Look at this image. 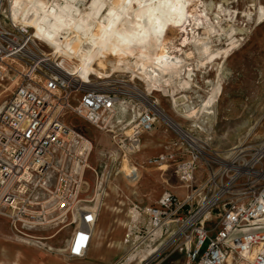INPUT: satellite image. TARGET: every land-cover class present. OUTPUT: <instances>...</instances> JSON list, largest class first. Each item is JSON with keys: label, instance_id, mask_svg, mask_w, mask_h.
Returning a JSON list of instances; mask_svg holds the SVG:
<instances>
[{"label": "rangeland", "instance_id": "rangeland-1", "mask_svg": "<svg viewBox=\"0 0 264 264\" xmlns=\"http://www.w3.org/2000/svg\"><path fill=\"white\" fill-rule=\"evenodd\" d=\"M46 1L55 10L67 2ZM70 1L74 14L103 6L101 18L90 21L93 31L98 21L113 15L112 8L120 12L118 24L132 26L131 18L141 7L159 0ZM182 1L185 11L181 23L162 33H153L146 15L138 19L139 29L128 48L122 49L118 68H114L115 55L103 58L98 53L100 58L95 59L94 66L101 69L99 61L103 60L106 67L100 71L106 76H91L90 83L83 88H103L118 95L117 113L110 127L96 128L68 109L56 107L51 111V134L64 137L75 132L93 143L92 151L83 160L80 192L72 205L64 208L55 197L49 200L40 185L30 182L16 183L11 192H5V204L0 209V264H183L184 248L179 246L177 234L168 232L153 242L145 241L147 221L143 213L145 207L154 205L166 191L181 196L191 191L183 184L178 171L183 162H194L196 166L194 187L208 181L213 184L209 195L215 191L221 196L227 194L221 207L224 203L246 200L248 192L244 190L243 179L233 176V171L225 169L221 162H231L237 149H243L247 158L246 155L254 154L264 144V22H259L264 13V0ZM141 33L151 35L147 52H142L138 41ZM29 34L32 36L31 29ZM32 39L26 46L29 51L38 56L50 52L49 46ZM70 39L77 43V37L71 35ZM163 45L167 48V57L161 66H155L152 59ZM86 47H79L78 54ZM97 50V47L91 48L92 53ZM141 58L147 61L144 71L155 70L162 80L160 90L150 93L149 99L198 138L204 146L202 152L159 115L154 129L142 133L139 142L131 146L130 134L120 129V121L130 119L131 106L139 113L149 108L128 93L132 87L145 89L144 82L138 75L135 77L136 72L142 71L135 66ZM45 63L48 62L40 65ZM11 82L8 75L1 81L0 104L14 89ZM183 82L188 84L183 86ZM213 88H220V95L208 108L210 113H206L203 103ZM78 95V90L73 89V103ZM194 110L198 111L196 117L186 116ZM77 150L71 152L73 158L80 157ZM61 156L58 153L57 159ZM124 163L137 169L134 183H128L121 172ZM29 168L47 181L49 190L54 192L56 167L37 168L31 163ZM105 174L108 179L100 188ZM220 182L225 188H216L215 183ZM98 194L100 204L91 246L83 258L69 257L67 249L78 226L79 208L95 206ZM217 216L218 211H213L212 219ZM207 223L212 224L210 220ZM16 237L36 240L39 247L21 245ZM99 242L101 247L97 245ZM151 249L156 251L143 261Z\"/></svg>", "mask_w": 264, "mask_h": 264}, {"label": "built area", "instance_id": "built-area-1", "mask_svg": "<svg viewBox=\"0 0 264 264\" xmlns=\"http://www.w3.org/2000/svg\"><path fill=\"white\" fill-rule=\"evenodd\" d=\"M8 4L9 0H0V85L8 75L14 89L0 104V160L7 164L23 160L28 170L31 163L37 168L56 167L53 197L61 208L69 207L80 192L85 167V157L73 158L71 152L87 148V140L81 136L75 142L71 133L64 137L51 134V111L56 107L71 110L102 129L106 126L105 118H114L117 113L118 95L108 89H84L87 83L66 75L48 61L37 60L38 55L26 47L33 41L29 28L9 17ZM42 62L48 63L40 65ZM73 89L79 94L75 103L71 101ZM156 120L157 113L151 107L140 113L128 136L132 147L142 133L154 129ZM58 153L63 155L60 159ZM238 156L232 175L243 179L248 192L246 200L224 203L221 207L227 194L221 196L215 191L209 195L213 184L208 181L194 187L196 166L194 162H183L178 171L191 191L185 196L166 191L154 205L143 209L147 221L145 241L153 242L168 232L177 234L179 246L184 248L183 264H264V144L247 158L244 150ZM20 166L17 176L26 172ZM7 180L9 175L0 176V185ZM16 183L24 182L15 180ZM215 185L225 188L221 182ZM12 189L5 190L3 195ZM213 211H218L216 219H212ZM208 220L211 225L206 224ZM96 223L95 212L87 210L80 214L67 249L69 257L79 259L86 255Z\"/></svg>", "mask_w": 264, "mask_h": 264}, {"label": "bare ground", "instance_id": "bare-ground-1", "mask_svg": "<svg viewBox=\"0 0 264 264\" xmlns=\"http://www.w3.org/2000/svg\"><path fill=\"white\" fill-rule=\"evenodd\" d=\"M103 11V6H94L91 8L90 12H78L74 14L73 5L70 0H67L65 5H61L55 10L48 4L46 0H9L8 13L16 23L24 25L25 27L31 29L32 37L39 42L44 43L50 47V52L43 53L41 56H35L36 59L48 61L50 63L56 62L54 67L62 71L68 76H75L79 81L83 83H90L91 76L98 75L99 77L106 76L104 72L100 71L105 69L106 65L103 60L99 61V66L101 69L94 66V62L98 57V53H101L103 58H107L108 55H115L117 58L114 68L119 67L121 62V52L123 48H128L132 36L138 31L136 25H138L139 20L144 15L147 16L149 20V27L152 29L154 34L162 33L165 29L172 28L173 25L180 24L184 11L185 2L182 0H159L155 3H150L146 6L141 7L138 12L131 18L130 23L132 26H127L124 23L118 24L120 12L116 8L110 9L113 12L112 16H107L105 20L97 22L95 29H91V19L101 18ZM103 15V14H102ZM259 22H264V13L259 17ZM77 37V43H74L70 39V36ZM151 35L147 33H141L138 36V41L142 45V52H147L149 49ZM86 45V50L78 54V48ZM97 47L96 53L91 52V48ZM166 46L163 45L159 52L156 53L155 57L152 59V64L155 66H161L163 60L167 57ZM214 56H210L213 58ZM76 60V62H74ZM78 61V62H77ZM135 66L142 69L140 72H136L135 77L141 79L145 84V89L141 90L137 87H132L129 94L142 100L147 106L153 108L157 115L168 125H170L174 130H176L192 147L197 151L202 152L203 144L199 143L198 138L194 137L188 130L184 129L179 123L175 122L169 115L162 111L156 104L155 101L149 99L150 93L154 91H159L162 86V80L155 72H145L147 67V61L144 59L137 60ZM165 70V69H164ZM169 79V78H168ZM168 79L165 82H168ZM187 82H183V86L187 85ZM103 89V88H100ZM220 95V88H213L208 99L203 103V110L206 113H210L208 108ZM121 103H128L127 101H122ZM174 104L176 101L174 100ZM131 105V103H128ZM131 116L129 120L120 121V129L125 131V133H131L133 123L138 121L140 113L131 106ZM198 111L194 110L187 114V117H196ZM113 117L110 115L106 117V126L108 128L113 123ZM103 127V128H104ZM82 135L75 133L73 134V140L77 142ZM84 137V136H83ZM85 138V137H84ZM87 143L84 145L87 148H81L78 154L81 157L87 158L93 149V143L91 140L85 138ZM239 149L235 150L233 154L234 158L230 161H222L221 163L226 167L225 169L236 170L237 165H234L235 160L239 158ZM20 165L25 169L23 160L10 163H5L0 160V176L9 175L10 180L4 181L0 186V209L3 208L5 202L2 198L3 192L7 189L14 187V181L18 182H30L33 185H40L44 191V195L51 200L53 198V193L48 188V182L43 181V178L37 177L33 171L25 169V173L22 176H17L19 173ZM136 168L131 164L124 163L121 172L124 173V177L128 183H134L137 179ZM51 176L48 177L50 179ZM108 179L107 174L104 175L103 183ZM100 204V195H97L96 205L89 206L83 205L79 208L80 214L83 211H93L98 213V206ZM19 220L24 221L22 218ZM33 225V224H32ZM95 232V228H94ZM17 242L24 246L39 247V242L36 240L28 238L16 237ZM98 247L102 244L99 242ZM156 249H151L143 256V261L147 259L149 255L154 253Z\"/></svg>", "mask_w": 264, "mask_h": 264}]
</instances>
